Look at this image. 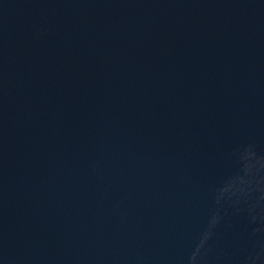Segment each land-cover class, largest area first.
Returning <instances> with one entry per match:
<instances>
[{
    "label": "water",
    "instance_id": "water-1",
    "mask_svg": "<svg viewBox=\"0 0 264 264\" xmlns=\"http://www.w3.org/2000/svg\"><path fill=\"white\" fill-rule=\"evenodd\" d=\"M0 264H264V0H0Z\"/></svg>",
    "mask_w": 264,
    "mask_h": 264
}]
</instances>
